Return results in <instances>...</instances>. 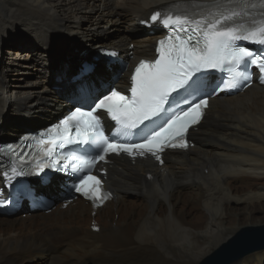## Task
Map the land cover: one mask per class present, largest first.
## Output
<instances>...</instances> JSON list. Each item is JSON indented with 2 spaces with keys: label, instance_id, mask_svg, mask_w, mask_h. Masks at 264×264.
<instances>
[{
  "label": "bare ground",
  "instance_id": "1",
  "mask_svg": "<svg viewBox=\"0 0 264 264\" xmlns=\"http://www.w3.org/2000/svg\"><path fill=\"white\" fill-rule=\"evenodd\" d=\"M190 1L224 0H0V136H15L26 125L68 113L75 98L95 101L113 83H125L165 35L148 25L150 14ZM109 23L126 27L103 36ZM17 28L34 37L29 52H20L25 46L5 49L6 43L24 44L14 38ZM51 38L74 39L79 51L96 38L93 49L112 50L125 66L100 56L90 73L81 74L79 62L66 55L55 92L52 70L45 74L42 60L32 62L46 56ZM5 53L16 55L4 62ZM34 68L45 81L7 78L11 70L24 75ZM11 111L19 116L14 121ZM191 141L187 151L157 153L160 159L147 151L111 156L101 169L114 197L102 209L66 196L56 210L32 213L50 206L32 210L24 201L13 212L29 208L27 218L0 216V264H199L244 228L264 226V86L255 82L212 99L202 123L191 129ZM73 182L54 172L40 190L59 196ZM229 264H264V249Z\"/></svg>",
  "mask_w": 264,
  "mask_h": 264
},
{
  "label": "snow or ice",
  "instance_id": "2",
  "mask_svg": "<svg viewBox=\"0 0 264 264\" xmlns=\"http://www.w3.org/2000/svg\"><path fill=\"white\" fill-rule=\"evenodd\" d=\"M217 11H209L200 18L189 15L162 14L155 12L152 21H159L170 34L160 40V58L154 62L141 61L132 76L131 95H121L111 91L98 99L92 110L84 111L77 108L70 116L60 121L51 130L48 139H42L45 145L37 154L36 169L43 172L45 168H57L63 149L69 144L86 145L97 155L92 159L85 156H72L71 171L77 175L75 191L94 200L106 198L102 196V182L91 175V168L97 160H103L109 152L123 151L134 155L139 150L143 156L145 151L160 156L165 146L186 148L184 139L188 128L198 123L203 115L202 109L208 106V99L199 98L189 103L186 109L173 112L159 126L158 130L149 133L140 143H117L116 137H107L101 126V116L97 109L104 110L105 115L119 126L118 131L135 129L146 121H155L167 113L166 104L172 93L179 90L187 91L192 87L193 78L204 69H223L227 67L231 78L224 83L225 89L238 86V78L247 80L246 65L254 64L264 73V57L240 46V41H249L264 46V20L257 22L254 18L241 22L248 15V5L243 3L236 8H228L221 4L213 5ZM244 67V71L239 69ZM264 82V80H262ZM73 133L75 136L73 137ZM12 146L10 145L9 148ZM51 161L46 163L44 161ZM69 165L62 170L68 171ZM11 178L23 176V171L11 168ZM110 195V193L108 194Z\"/></svg>",
  "mask_w": 264,
  "mask_h": 264
},
{
  "label": "rangeland",
  "instance_id": "3",
  "mask_svg": "<svg viewBox=\"0 0 264 264\" xmlns=\"http://www.w3.org/2000/svg\"><path fill=\"white\" fill-rule=\"evenodd\" d=\"M103 24H105V26L107 25L106 23H103ZM125 27H126V24H123V23L121 24L120 28H116V26H114V25H112V24L109 23V25L103 29L102 35L103 36L104 35L111 36V35H113V33H119L121 31H124ZM13 35H14V38H16L17 40H20L21 39V41L24 44H19V45L16 44V46H13V48H12V45H10V43H6L5 49H10L11 48L13 50V52H15V51H17V50L20 49V46L21 47L25 46V48H22V50L20 51L21 53L22 52H29L31 50L29 47H30V45H31L32 40L34 39V37L32 38L31 35L27 34L24 31H18V28L15 29V30H13ZM96 37H97V35H96ZM79 38H77L76 41H78ZM49 41H50V43L48 44V46L50 47V49L48 48V53H47V50H46V53H45L46 56H43L41 59L39 57H36V58H34L32 60V62H34V64H36L39 60H42L43 63L46 65V68L48 69V72L45 73V74H49L50 71L52 70L51 71V74H49V75H52V76L55 75L54 76V82L57 83V85L54 83L50 87V90H53V91L55 90V92H57L58 90H60V87H61L60 85H58L59 84V80L61 78H63V75L60 76L59 70L61 69L62 66L67 67V64L65 62L68 59L63 60V58L66 55L67 56H70L74 60V62L76 63V66H77L78 65V62H79V60H80V58L82 56V54L84 52H87L88 50L93 49L94 48L93 46L97 45L96 44L97 39L95 38V40H93V42H89L88 44H85V46H84V48H83L82 51H79L78 49H76L73 46L72 43H75L74 42L75 41L74 39L60 40V39H57V38H51ZM18 42L21 43L20 41H18ZM13 45H15V44H13ZM103 48H106V47H103ZM15 55H16V53L13 54V55L12 54L10 55L8 53L7 54L5 53L4 59H3L4 62L10 60V58H9L10 56H15ZM56 55H57V57H56ZM54 57H56L55 60H53ZM23 61H26V60H23ZM13 72H15V71L14 70H11V71L7 72V76H9V77H7L8 79L9 78L15 79V78H20L21 77L20 82H25V81H33V82H36V80L45 81V77H44L45 74L44 73H41V71L39 70V68L31 69L29 72L27 71L26 74H24V75L23 74L12 75ZM58 76H60V77H58ZM16 81L17 80H12V82H16ZM42 85L43 84L41 83V84H38V86H34V87H41ZM30 88H32V87H30ZM79 98H75V99H73L71 101H76L77 102V100H80L81 99V98L80 99ZM73 104H75V103L74 102H72V103L70 102V107L69 108H71ZM34 106H37V104H35ZM76 106H78V104ZM64 112H66V111H64ZM7 113H9V112H7ZM60 113L52 114L51 116H49L47 118H44V120H42V121L35 122V123L30 124V125H26V126L22 127V129H20V131L15 136H12V137L13 138L18 137L19 134L21 132H23V131L35 129V128H38V127H44L48 121H51L53 118H55L58 115H60ZM17 117H19V116L17 115L16 112L13 113L11 111L9 113V120L14 121V119H16ZM12 137H9V136L5 135V136H0V139H12ZM41 187H43V186H39V189H41ZM42 190H45V189H42ZM67 190H68V188L67 189H64V192H62L61 194H59V196L50 195L49 192H46L45 191L46 193H44V194H46V195H48L49 197L52 198V204H53V205L51 204L52 206L50 205V207L47 208V209H39V210L31 211L29 208H26V209L19 210L17 212H12V213L5 214V215L0 213V216H3L5 218H9V219H14L16 217H22V216H24V218H25L26 216H28V213H31V212L38 214V213H42V212L44 213V212H48V211H51V210H56L57 207L59 206V204L61 202H65L64 200H65V198L67 196ZM76 197H78V196H76ZM72 199H75V198H72ZM72 199H68L69 201H67L65 203V207H68V202L70 203L72 201ZM109 209H110V206L109 207H106L104 211H108ZM247 255H245V256H247ZM244 257H241V258L237 259L236 261H239V260H241ZM205 260L206 259H204L203 261H201L199 264H203V262ZM86 262H87V264H89L91 261L90 260L89 261L87 260ZM15 263H16V261H15ZM27 264H29V263H27ZM31 264H48V263H47V261H43L42 260V261H37L35 263L33 262ZM91 264H94V263H91ZM112 264H114V263L112 262Z\"/></svg>",
  "mask_w": 264,
  "mask_h": 264
},
{
  "label": "water",
  "instance_id": "4",
  "mask_svg": "<svg viewBox=\"0 0 264 264\" xmlns=\"http://www.w3.org/2000/svg\"><path fill=\"white\" fill-rule=\"evenodd\" d=\"M102 50L93 49L89 50L85 55H83L79 61L82 66L84 64L94 63L96 59L102 56ZM61 114L51 121L46 123V126L52 124L56 119H59ZM43 128V127H40ZM6 142V139H0V143ZM14 166L27 168L26 162L14 161ZM10 166L4 167V169H9ZM77 196L74 186H72L70 192L67 193V198H74ZM264 249V226L245 228L238 233V235L233 238L229 243L222 245L218 250H216L210 257H208L203 264H229L230 262H235L237 259L252 253Z\"/></svg>",
  "mask_w": 264,
  "mask_h": 264
},
{
  "label": "trees",
  "instance_id": "5",
  "mask_svg": "<svg viewBox=\"0 0 264 264\" xmlns=\"http://www.w3.org/2000/svg\"><path fill=\"white\" fill-rule=\"evenodd\" d=\"M82 56H83V54H82Z\"/></svg>",
  "mask_w": 264,
  "mask_h": 264
}]
</instances>
